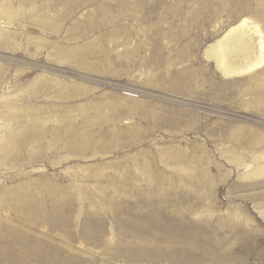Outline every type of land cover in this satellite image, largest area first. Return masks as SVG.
Listing matches in <instances>:
<instances>
[{"label": "rangeland", "instance_id": "obj_1", "mask_svg": "<svg viewBox=\"0 0 264 264\" xmlns=\"http://www.w3.org/2000/svg\"><path fill=\"white\" fill-rule=\"evenodd\" d=\"M262 38L264 0H0V264H264Z\"/></svg>", "mask_w": 264, "mask_h": 264}, {"label": "bare ground", "instance_id": "obj_2", "mask_svg": "<svg viewBox=\"0 0 264 264\" xmlns=\"http://www.w3.org/2000/svg\"><path fill=\"white\" fill-rule=\"evenodd\" d=\"M7 16L9 18H16L17 17V13L15 12H12L11 10H7V11H4ZM245 25H248L247 24V20H244L242 23H240V26H245ZM237 28H233L229 31L228 35H227V39H230L232 38V40H236L238 43L242 42L243 39H242V34H235L234 36H232V32H234ZM255 29H259V25H255ZM256 33H259V34H263V31L261 29H259ZM231 34V35H230ZM237 43V44H238ZM238 45L235 46V48L237 47ZM260 46H261V53H260V56H258L257 60L251 62L250 64V67L249 69L251 68H254V67H257L259 65H261L262 63H264V38H262L260 40ZM239 47V46H238ZM230 45H228L227 43H225L224 41L220 40L219 43L214 47L213 51H212V54L213 56L216 58L217 62L224 66L229 72H230V69H231V66H230V62H228V55H229V51H230ZM231 55V54H230ZM237 66V65H236ZM233 67V66H232ZM235 72V71H234ZM8 124H11L13 121V118L12 117H5L3 118ZM6 124V123H5ZM8 126V125H7ZM2 130V129H1ZM1 136V135H0ZM3 137V136H2ZM10 143V145L13 146V144H17V141H16V138L15 137H11L3 142L0 143V149L2 150L3 149H6V145L5 143ZM5 147V148H4ZM264 171V168H259L257 169L255 172H263Z\"/></svg>", "mask_w": 264, "mask_h": 264}]
</instances>
